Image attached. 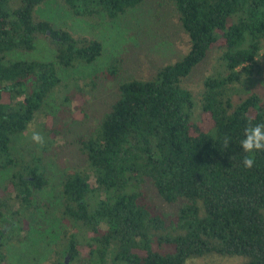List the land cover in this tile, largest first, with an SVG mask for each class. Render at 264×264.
Here are the masks:
<instances>
[{
	"label": "trees",
	"instance_id": "obj_1",
	"mask_svg": "<svg viewBox=\"0 0 264 264\" xmlns=\"http://www.w3.org/2000/svg\"><path fill=\"white\" fill-rule=\"evenodd\" d=\"M44 0H0V186L2 245L26 229L31 195L47 184L44 160L59 128L41 125L44 147L17 160L12 140L27 130L47 97L58 91L66 107L77 98L74 81L61 83L56 66L90 64L99 41L73 37L35 15ZM144 0H59L80 18L114 20ZM178 14L188 50L147 79L116 85V99L85 137H76L84 165L65 168L59 186V218L72 232L46 264H67L82 251L90 264H184L206 255L242 257L264 264V151L246 169L244 128L264 123L255 94L232 103L228 88L259 75L264 55V0H166ZM43 40L54 61L18 60ZM215 49L217 62L194 94L183 83ZM121 58H111L100 77L115 81ZM230 136L225 149L222 137ZM149 183L173 215L147 199Z\"/></svg>",
	"mask_w": 264,
	"mask_h": 264
},
{
	"label": "rangeland",
	"instance_id": "obj_2",
	"mask_svg": "<svg viewBox=\"0 0 264 264\" xmlns=\"http://www.w3.org/2000/svg\"><path fill=\"white\" fill-rule=\"evenodd\" d=\"M35 15L53 27L69 32L73 37H84L100 42L101 54L90 64H76L71 68L56 66L61 83L74 81L79 90L77 98L66 107L60 92L50 94L41 111L28 125L26 131L16 136L10 151L17 160H24L36 152L30 136L41 125L58 127L53 146L44 160L46 186L31 195L32 207L28 211L27 227L13 240L2 245L4 259L0 264H46L62 248V238L71 227L58 216L60 179L65 168H82L84 160L79 153L76 137H87L98 117L105 113L116 99V85L128 78L147 79L157 68L178 61L188 50L187 36L178 21L174 7L166 0H144L114 20L103 16L80 18L72 15L59 0H44L35 8ZM18 60L54 61V52L43 41H37L29 52H13ZM121 58V75L115 81L100 77L111 58ZM55 62V61H54ZM218 65L217 51L194 67L183 83L194 94L200 89L202 79ZM259 75L243 80L228 88L232 103L257 95L264 102V55L260 52ZM12 170H0V186L6 183ZM148 201L163 215H173L177 205L166 204L156 195L149 183L144 184ZM67 264H90L82 251L78 259ZM242 257L206 255L190 258L184 264H242ZM109 264V262H106Z\"/></svg>",
	"mask_w": 264,
	"mask_h": 264
},
{
	"label": "clouds",
	"instance_id": "obj_3",
	"mask_svg": "<svg viewBox=\"0 0 264 264\" xmlns=\"http://www.w3.org/2000/svg\"><path fill=\"white\" fill-rule=\"evenodd\" d=\"M244 138L240 141L241 150L246 153L242 159L244 168L251 169L256 163L255 153L264 151V123L253 125L251 121L244 128ZM31 141L39 147H44L46 138L40 132L33 130L30 136ZM225 149L229 148L231 137L223 136Z\"/></svg>",
	"mask_w": 264,
	"mask_h": 264
}]
</instances>
